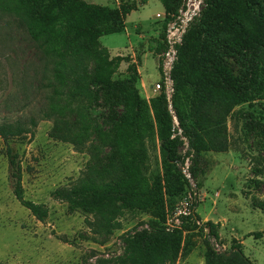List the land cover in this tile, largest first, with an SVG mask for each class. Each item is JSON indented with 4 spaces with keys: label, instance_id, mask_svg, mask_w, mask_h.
<instances>
[{
    "label": "rangeland",
    "instance_id": "obj_1",
    "mask_svg": "<svg viewBox=\"0 0 264 264\" xmlns=\"http://www.w3.org/2000/svg\"><path fill=\"white\" fill-rule=\"evenodd\" d=\"M122 15L123 29L102 35L100 41L111 58H121L110 82L130 76V64L137 63L140 94L150 100L162 88L160 51L156 39L163 30L167 7L178 8L183 0H85ZM206 0L190 28V42L197 43L206 57L223 56L230 69L197 75L235 85L244 84L248 99L235 107L227 120L229 149L189 154L178 137V151L186 157L191 187L179 197H163L167 226L183 227L180 214L193 208L202 222H219L220 242L208 236V230L194 223L184 227L183 249L177 264H204L210 250H229L238 240L253 264H264V237L251 233L264 230V68L245 50L219 46L217 34L232 31L239 20L221 16L229 5L223 0L216 10ZM216 39H215V38ZM219 46V48H218ZM139 55L141 58L139 59ZM45 61L30 36L13 16L0 17V122L39 117L33 133L6 142L0 136V261L5 264H94L104 257L120 253L125 243L121 236L134 226L154 217L149 211H125L117 221L121 227L108 233L94 225L97 215L73 208L55 199L52 191L75 182L88 169L101 170L123 163L116 140L127 105L120 90H104L99 99L96 121L103 134H93L84 149L61 139L62 125L41 118V107L48 102L51 88L44 86ZM48 81V80H46ZM45 81V82H46ZM144 83V85H143ZM82 104L70 115L79 121ZM93 121V120H92ZM7 147L18 153L22 165L25 197L49 207V216L39 220L24 207L13 191ZM149 170H162L159 141L149 143ZM193 174V177H192ZM201 183L199 189L196 182ZM142 227V226H140Z\"/></svg>",
    "mask_w": 264,
    "mask_h": 264
},
{
    "label": "trees",
    "instance_id": "obj_2",
    "mask_svg": "<svg viewBox=\"0 0 264 264\" xmlns=\"http://www.w3.org/2000/svg\"><path fill=\"white\" fill-rule=\"evenodd\" d=\"M208 1L216 10L222 7L223 0ZM142 2L146 4L147 0ZM179 8L167 7L165 12L174 13ZM124 13L112 14L85 0H0V17L13 16L45 61L42 82L51 88V94L41 107L40 117L63 126V141L84 149L93 134H103L95 119L104 90H120L127 105L122 124L116 130L123 163L101 170L88 169L72 184L52 191L55 199L95 213L94 225L108 233L121 227L117 218L125 211H149L156 217L126 231L121 236L125 243L123 250L94 264H177L183 249L184 227L190 229L192 223H199L208 230L210 238L221 243L220 223L202 222L195 208L189 214H180L183 227L163 223V197H179L192 186L190 178L180 169L181 165L186 166V157L178 151V137L187 144L189 154L228 150V117L237 105L247 101L248 91L244 84L197 75L201 71L217 73L230 66L222 55L206 57L197 43L188 41L192 24L178 47L172 70V102L164 81L161 92L150 100L140 94L137 86L140 74L135 62L130 64L129 77L111 83L121 58H111L100 37L121 31ZM219 14L232 19L239 16L231 32L214 37L219 46L240 47L252 59L261 61L264 68V0H229L227 9ZM168 20L169 17L163 22L157 46L152 47L160 54L166 48ZM76 104L83 106L81 119L72 121L70 115ZM39 119L31 116L28 120H4L0 122V136L6 142L26 137L33 133ZM155 139L159 141L162 170L149 174V143ZM7 155L16 198L39 220L45 221L49 207L25 197L18 153L7 147ZM195 182L199 189L201 183ZM251 234L263 238L264 230ZM0 264L5 263L0 261ZM204 264L253 263L245 255L242 243L236 240L229 250L207 252Z\"/></svg>",
    "mask_w": 264,
    "mask_h": 264
},
{
    "label": "built area",
    "instance_id": "obj_3",
    "mask_svg": "<svg viewBox=\"0 0 264 264\" xmlns=\"http://www.w3.org/2000/svg\"><path fill=\"white\" fill-rule=\"evenodd\" d=\"M205 3L206 0H183V4L177 12L158 13V16L163 20L169 17L164 40L166 48L161 53L160 67L165 74L163 81L170 95L173 80L172 70L178 58V47L183 43L188 28L198 17ZM157 87L161 88V83H158Z\"/></svg>",
    "mask_w": 264,
    "mask_h": 264
},
{
    "label": "water",
    "instance_id": "obj_4",
    "mask_svg": "<svg viewBox=\"0 0 264 264\" xmlns=\"http://www.w3.org/2000/svg\"><path fill=\"white\" fill-rule=\"evenodd\" d=\"M171 89H172V92H171V95H170V102H172V93H173V90H174V85H173V80H172V86H171ZM180 169L185 172V174L190 177V171L183 165L180 166Z\"/></svg>",
    "mask_w": 264,
    "mask_h": 264
},
{
    "label": "crops",
    "instance_id": "obj_5",
    "mask_svg": "<svg viewBox=\"0 0 264 264\" xmlns=\"http://www.w3.org/2000/svg\"><path fill=\"white\" fill-rule=\"evenodd\" d=\"M162 14V13H161ZM160 56V58H161V54L159 55ZM159 64H160V62H159ZM143 85H144V83H143Z\"/></svg>",
    "mask_w": 264,
    "mask_h": 264
}]
</instances>
